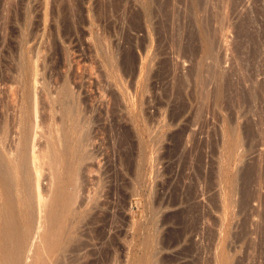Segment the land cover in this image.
Here are the masks:
<instances>
[{"label": "rangeland", "instance_id": "1", "mask_svg": "<svg viewBox=\"0 0 264 264\" xmlns=\"http://www.w3.org/2000/svg\"><path fill=\"white\" fill-rule=\"evenodd\" d=\"M107 1L0 0V125L11 121L17 130L21 84L8 81L32 67L33 153L47 150L49 122L63 124L57 98L64 83L79 96L91 131L90 157L76 166L75 211L61 214L56 229L34 217L25 242L0 237V264L5 256L23 264H264V0H200L203 8L198 0H170L169 13L156 12L158 22L170 16L159 29L148 22L154 0ZM188 21L197 51L185 54L180 26ZM207 42L215 51H205ZM186 75L174 104L178 77ZM38 164L46 197L70 184L45 156ZM244 167L254 168L248 178ZM185 207L200 218L182 213ZM87 210L93 219L79 216Z\"/></svg>", "mask_w": 264, "mask_h": 264}, {"label": "bare ground", "instance_id": "2", "mask_svg": "<svg viewBox=\"0 0 264 264\" xmlns=\"http://www.w3.org/2000/svg\"><path fill=\"white\" fill-rule=\"evenodd\" d=\"M154 1H155V4L157 5L156 8L158 10L155 9L156 11H153V14L149 18L148 22L153 24L158 29H159V27H167V22L169 21L170 16H166L165 17L166 19L163 20V22L160 21L162 18L158 22V20H157L158 18L156 19V17H157L156 12L157 13L158 12L163 13V12L167 11L166 9L169 6L168 2H170V0H166L164 2H162V0H161L162 3L160 2V0H154ZM198 1H199V4L202 3V5L201 4L200 5L203 8V2H200V0H198ZM201 1H204V0H201ZM109 3H114V1L109 2ZM155 4H154V6H155ZM79 5H81V1H80ZM113 6H114V4H113ZM111 7H112V5H111ZM72 8H74V7H72ZM198 8H199V5H198ZM153 9H154V7H153ZM77 10L78 9H76V11ZM112 10H113V8H112ZM188 10H191V9L189 8ZM68 11L70 12L71 10H68ZM200 11L202 12V10H200ZM206 11L207 10L205 8V12ZM188 12H189V14H190V12L192 13V11H188ZM193 12H194V8H193ZM216 12H218V10ZM167 13H169V12L167 11ZM6 14L3 13V16L5 15V17H6ZM181 14H180V16H181ZM194 14L195 13H193V15ZM214 14L216 15V13H214ZM139 15H140V13H139ZM191 15H190V17H191ZM198 15L199 14H197V16ZM177 16H179V15H177ZM195 16L196 15H194L193 18ZM216 16H218V15H216ZM136 17H138V16L136 15ZM253 17H251V18H253ZM180 20H182L181 17H180ZM20 21H21V19H20ZM130 21H132V17H131ZM135 21H137V20H135ZM203 21H204V16H203ZM7 22L8 21H6V23ZM139 22H141V21H139ZM195 22H196V20H195ZM18 23H19V21H18ZM183 24H182V26H180L181 24L179 25L180 29L185 28V30H186V33L184 32L185 35L183 37L184 38V40H183V42H184L183 43V53L187 54L188 52L197 51V50H195L196 46L194 45V43H195L193 40L194 38L191 34L192 31L189 30V27H190L189 21H188V23H186L184 25L185 27H183ZM135 25H137V24L135 23ZM186 26L188 28H186ZM190 29H191V27H190ZM177 30H178L177 33H180L179 29H177ZM180 35H181V33H180ZM181 37H180V41H181V39H183ZM251 39H252V37H251ZM174 40H173V42H174ZM177 41H179V39ZM178 44H180V42H178ZM207 44H208V42H207ZM207 44H206L207 50H205V51H208L210 48L212 49V51L213 50L215 51V49H213V46L210 47L208 44L209 47H207ZM177 46H179V45H177ZM177 46L175 45V47H176L175 50L177 49ZM180 50L182 52L181 46H180ZM212 51H210L211 52L210 55H213L215 53L214 52L212 54ZM177 52H179V51H177ZM128 55H129V53H128ZM205 55H206V53H205ZM207 55H208V53H207ZM210 55H208V56H210ZM208 56H206V57H208ZM248 57H250V56H248ZM248 57H245V58L249 59ZM127 58L128 59H127V61H125V64H124L126 72L133 75L135 70H136V60L133 56H131V54ZM183 58H184V56H183ZM246 59H245V61H246ZM172 61H174V60L172 59ZM245 61H243L245 64L250 63V62L246 63ZM160 62L161 63L163 62V63L159 67V70H158L159 75L164 77L166 75V73L169 72L170 61H169V59H164L163 61H160ZM25 66H26V63L23 62V67H25ZM29 67H30V65H29ZM194 68L195 67L193 66L192 69L194 70ZM194 71H196V69ZM199 71H200V68L198 69V72ZM27 72L28 71L26 70V72L24 71V73L22 75H20L19 77L17 76L18 79L15 78L16 76L13 77V75H12V77H10V79L8 81V83L10 82V85H11V86L9 85L10 87H13L12 84L14 82H19L21 84V92L22 93H20V91L18 92V93L22 94L21 101L19 102L20 104L18 103V105H19L18 106L19 107V117H18V120H15V128L17 130L15 132L12 130L11 121L9 122V121L5 120V122H3L0 125V180H1L2 185H3V188H1V184H0V237L3 238V237H6L8 235L9 236L13 235L20 242L26 241V238L28 236V233L30 231V226H31L29 224V221H32L34 219V217L38 216L40 218L46 217V218L50 219L49 220L50 222L48 225H50L51 228L53 227V229H56L58 226V218L60 217L61 214L65 213V212L70 213V212L75 211L74 206L76 205V202H77L76 198L78 196V191L76 189V166L80 165L84 160H86L90 157V153L87 150V145H88V142H89L90 137H91V133H90L91 131L89 130V126H88L89 125V119L86 118L87 116H86L85 110L82 108V102H81L79 96L77 95V93L75 95L74 91L71 89L69 84L64 83V87L62 88L61 93L59 94V97L57 98L58 99L57 102L61 105V111L63 112V115H64L63 116L64 120H62L63 124L61 122L62 125L60 124L61 125V127H60L53 120L51 122H49V125L47 124L48 127L46 126L47 127L46 129H48V131H47L48 132V139H47L48 142H46L48 144L47 150L43 148L44 150L43 149L40 150L41 152H39L38 154L35 151L33 153V148H34L33 143H34V140L36 139V136L39 135V126L36 125L34 123V120H33L34 108H35L34 106H35V91H36L35 90V88H36L35 82H36V80L34 78V73L32 71V67H30L29 72L28 73ZM194 73H196V72H194ZM190 74H193V73H191V71H190ZM220 75H222V74H220ZM220 75H217V77L214 81L215 82V84H214L215 85V90H214L215 95L214 96H216L217 98H219L218 96L220 95L219 93H220V89H221L220 88V77H219ZM188 80H189V76H187V75L183 76V77H178V85H177L178 88H176V90H177L175 92L176 98H174V100H173L174 104H176L178 102V100H176V99H178L177 97H179L181 94H183L182 92L185 89L184 87L186 86V83ZM201 80L203 81V78H201ZM226 81H225V84H226ZM231 85H233V84H231ZM237 85H235V86H237ZM207 86L208 85L205 81L202 85L203 89H202V93H201L202 96H204V99H203V97H201V94H200L201 100L202 99L206 100L205 96H207V95L209 96V93H208L209 90H208ZM224 87H226V86H224ZM227 87L229 88V86H227ZM19 88H20V86H19ZM236 88H238V87H236ZM231 89H232V87H231ZM227 90L233 94V92H232L233 89L231 91L229 89H227ZM12 92H14V91L12 90ZM15 92H16V88H15ZM246 94H249V92ZM14 95H15V93H14ZM253 96H254V94H253ZM165 98H166V100L169 99L167 90H166ZM245 98H247V96ZM241 99L243 100V98H241ZM54 101L56 103V100H54ZM167 101H169V100H167ZM179 101H180V99H179ZM171 119L172 120H171L170 124L172 125L175 122L176 115H174ZM186 131H187V128L183 127L180 131H178V133H179V135H183V137H184V134ZM45 133L46 132H44V134H43V135H45L44 137H46ZM42 155L49 159V161L51 162V165L55 168L54 169L52 167L56 171L57 175H65L68 178V180L66 179L67 183H70L69 185H67L64 188L59 187V186H58L59 188L58 187L53 188L50 195L49 196L47 195L48 197H46L44 190H41V185H40V178H41L42 170L38 166L39 165L38 160H39L40 156H42ZM65 157H66V159H64ZM244 168H246V167H244ZM253 170H254L253 167L246 168L243 170L242 175L244 174V176H245L244 178H248L251 176V173L253 172ZM252 176H253V174H252ZM252 178L253 177H251V179ZM61 180H64V179L60 178V180H58V181L61 182ZM236 182H234V184ZM69 186H71V187H69ZM236 189H237V186H236ZM232 191H234V190H232ZM96 204L97 203H95L94 205L96 206ZM181 205H182V203H181ZM97 206L99 207V205H97ZM191 208H192V206H191ZM196 208H198V207H196ZM192 209H191V211H193ZM186 211L191 212L189 207H185V208L181 209L182 213L183 212L185 213ZM79 216L82 217V219H85L88 216H91L92 219L94 218V214L91 213V210L83 211V213L80 214ZM179 216H180L179 218L183 217V219H184L185 216L187 217V214L185 216L182 215V217H181V215H179ZM189 216H190V213H189ZM193 216L194 215L192 213L191 214L192 219L194 218ZM197 216L195 214V218L199 219L200 216H198V217ZM185 220H187V219L185 218ZM190 221H189V219L187 220V222H190ZM196 224H194V225H196ZM41 226H42V224L39 225L38 228H41ZM186 226H187V224H186ZM157 227H158V225H157ZM10 245L11 244L3 245L1 248V251L8 249L6 252H4L5 254L8 253ZM29 258L32 259V256L30 254L26 255V259H29ZM4 261H2L3 264H23L22 257L12 258L10 256H5ZM39 261H41V263L39 262L40 264H47V262H45L43 260H39ZM153 264H155V262ZM226 264H230V262L227 261Z\"/></svg>", "mask_w": 264, "mask_h": 264}]
</instances>
